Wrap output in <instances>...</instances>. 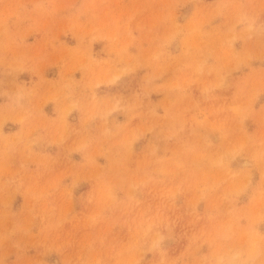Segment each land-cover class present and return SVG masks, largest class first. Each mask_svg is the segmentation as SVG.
Instances as JSON below:
<instances>
[{
	"label": "rangeland",
	"instance_id": "374dc122",
	"mask_svg": "<svg viewBox=\"0 0 264 264\" xmlns=\"http://www.w3.org/2000/svg\"><path fill=\"white\" fill-rule=\"evenodd\" d=\"M0 264H264V0H0Z\"/></svg>",
	"mask_w": 264,
	"mask_h": 264
}]
</instances>
